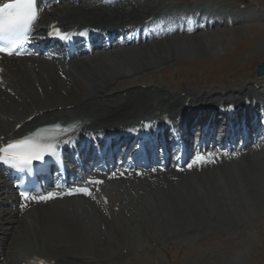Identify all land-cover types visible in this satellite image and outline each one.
Masks as SVG:
<instances>
[{"label":"bare ground","instance_id":"obj_1","mask_svg":"<svg viewBox=\"0 0 264 264\" xmlns=\"http://www.w3.org/2000/svg\"><path fill=\"white\" fill-rule=\"evenodd\" d=\"M261 5L260 10L249 6L250 15L235 21V34L246 28L245 23L264 27V15L259 14L264 12V4ZM164 7L158 0H78L45 10L39 24L57 20L70 29L85 26L119 29L130 24L141 25L152 15L155 19L146 25L148 32L139 44L100 51L93 58L82 57L63 64L28 57L7 60L5 80L0 87V141L2 136L17 137L57 120H79L84 127L76 137L79 138L87 134L88 129L100 130L110 124L151 115L167 113L176 121L179 116L178 121L195 117L203 120L213 111L211 107L215 108L222 101L238 103L249 96L264 101V75L258 77L259 81L226 82L210 87L211 90L200 85L193 89L186 83L176 89L173 80L181 73L179 63L188 59L198 60L202 65L205 60L218 57L220 53L214 35L219 33L217 28L226 30L228 27H214L207 38L203 32L186 35L177 30L175 33L164 32L155 41H149V34L161 18ZM240 8L230 7L234 10L227 12L237 16L242 12ZM261 26V32H264ZM131 38L129 36L127 40ZM257 39V42L256 38L250 39L244 46L252 45L250 56L264 57V38ZM172 65H177V71L169 78ZM158 69L166 78L160 79L156 75ZM152 75L153 80H149ZM163 83L166 89L161 87ZM18 124H21L20 128ZM254 152L258 150L243 155L241 163L234 156L216 152L195 159L183 170H156L146 176L137 175L134 180L120 179L112 187H104L110 197L106 206L86 197L62 201L50 197V203L36 205L25 212H20L18 205L10 210L0 207V214L1 211L7 213L0 217L3 235L7 236L3 223L15 222L2 254L7 260H1L0 264H24L38 256L55 264H149V258L152 264H165L158 250H164V243L180 237L183 232L189 236L193 231H198L197 234L207 232L208 235L196 237L197 243L201 244L211 237L217 239V234L211 236L213 231L221 234L220 231L230 226L228 221H233L232 212L236 208L247 213L244 220L262 217L264 203L260 196L264 186V159L258 154L253 157ZM232 161H237L238 178L230 174ZM217 173H222L227 187L220 185ZM7 186L2 181L0 193ZM8 198L0 203L16 204ZM247 199H254L259 216L249 215ZM212 202L214 205L210 204ZM213 213L217 214L216 218H212ZM203 237L205 241H202ZM229 240L227 237L224 242ZM5 241L0 239V245ZM215 248L211 253L204 252L203 260L191 256L177 263L247 264L251 257L250 253H244V257L239 255L229 260L232 250L225 246L219 251ZM251 249L254 251L255 246ZM165 252L171 262V253ZM180 253H184L183 249ZM174 261L171 263H176Z\"/></svg>","mask_w":264,"mask_h":264},{"label":"rangeland","instance_id":"obj_2","mask_svg":"<svg viewBox=\"0 0 264 264\" xmlns=\"http://www.w3.org/2000/svg\"><path fill=\"white\" fill-rule=\"evenodd\" d=\"M160 1L164 5H166V7H169V8L173 6H176L179 8H185L191 5L195 7L196 4H203V3L208 4V3H213V2H219L221 4L229 5V6L241 4V2H239L238 0H160ZM241 1L246 2V3L248 2L249 5H252L255 8L261 7V4H264V0H241ZM259 14L264 15V12L260 11ZM247 24L248 23L244 24L246 28L243 27L244 29L242 28H241L242 30L239 29L236 34L234 33L236 29H233L235 28L233 27L235 25L227 26L228 28H226V30H223V28H217L219 29L218 30L219 33L214 35V40L216 42L217 52L220 53L218 57L205 60L206 63L202 65H200L198 60H193V61H187L188 59L182 60L178 65L181 70L180 71L181 73L180 74L178 73L176 80H173L176 84V89L180 88V86H182V84H185V83L193 89H197L200 86H204L205 88H209L211 90L210 87L215 86V85H223V84H226V82H240V80H243L245 82H250V81L252 82L253 80L259 81L258 76L256 74V66L258 65V63H261L264 60V57H256L255 54L250 56L249 55L250 52L253 51L252 45L250 46L248 45L244 46V45L247 44V42H249L250 39L253 41L256 38L255 42H257L259 40L257 38H264V32H261V28L259 27L261 25L248 26ZM220 29L223 31H221ZM210 32L212 34L213 29L207 32H203L204 33L203 35L205 36V38H207V36L209 37ZM207 42L209 43V41ZM114 49L111 51H114ZM192 66H195V67L193 69H187V67L191 68ZM170 69H171V72L169 74V78H171L172 75H174L172 73L177 71V65H174V66L172 65ZM185 69H187L188 71ZM156 75H158L160 79H162V77H165L163 76L162 70H159V69L156 71ZM148 79L153 80V75L152 77H149ZM164 84L165 83H163L161 87L166 89ZM229 84L232 85L233 83H229ZM263 153H264V149H261L257 153L254 152L252 156L256 157V155L254 154H258V156L260 155V157H263L264 159V156H262L264 155ZM242 158L243 157L238 158L237 161L238 162L240 161L239 163H241ZM237 161H232L233 164L231 162L230 174L231 173L232 175L235 174V176L238 178L239 167L237 165ZM232 168L234 170H232ZM236 173L238 174L236 175ZM217 174H218V182L221 183L220 185L222 186L225 185L227 187V185L224 184L226 181L223 179L222 173H217ZM176 184L179 185V182H177ZM6 191L7 190L5 189L4 191L0 193V201H3L6 198V195H8L6 194ZM262 193L263 194H261L260 200L262 201V204H263L264 203V186H263ZM220 199L222 200V198H219L218 200ZM226 200L227 199H225L224 201ZM213 202L217 204L216 200H214ZM213 202L210 204L214 205ZM246 202L247 204H249V209L251 210V211L249 210V215H253L255 217L259 216L260 212L258 213L256 209V206H255L256 203L254 202V199H247ZM0 207L2 209H8V210L14 209L13 205H8V204L0 203ZM2 212L3 211H1L0 217L3 214H7L5 213L6 211L3 213ZM244 212L245 211H241L240 209L236 208L235 211L232 212V214L234 215L233 221H228L229 223L231 222L232 224L230 223V226L228 225V227L225 228L226 230L223 229L225 232L222 230L220 231L221 234H219V231L215 230L211 233V236H213V234H217L218 236L217 239H214L215 237H211V239H209L207 242L200 244V243H197L196 237L208 235L207 232L203 234H197L198 231H193L190 236L186 234L185 232H183L180 237L179 236L176 237L177 235H175L176 238L174 239L172 238L170 242L164 243V247H165L164 250L159 249L158 254L162 257V261L165 264H172L173 262H175L174 260H176V263L174 264H178L177 262H180V261L182 262L191 256H193V258L196 256V259L197 257L201 258V255L204 254V252L208 251L211 253L212 249L215 247H216L215 249L219 251L225 246V248L227 247L228 249L232 250L230 253L231 255H229L228 257L229 260L230 258L237 257L239 255L244 257L243 256L244 253H247V255L250 253L249 255L252 257L254 253V256L252 258L248 257L249 260L246 261L247 264H264V213L260 214V216L262 215L261 218L257 217L254 221H248V220H244V218L248 216L247 213L245 214ZM212 215H213L212 218L213 217L216 218L217 214L213 213ZM1 218H0V226H2ZM245 221L247 224L245 223ZM3 226L4 228L6 227L7 236L3 235L2 234L3 230L0 229V239L2 240V238H4V240H6L4 244L1 243L0 245V258H1L0 261L3 260L6 262L7 259L4 258L2 254L7 248L6 242L11 236L10 234L12 233L14 229L15 222H4ZM172 235L170 237H172ZM227 237L230 238V240L227 242H224ZM205 240L206 239H204L203 237L202 241H205ZM237 243L239 244L242 243L241 247L237 246L238 245ZM253 246H255L254 251L251 249ZM181 249H183V252H184L183 254L180 253ZM165 251H169L171 253V255L170 254L169 255L172 258V259L170 258V260L173 261V262L171 261L172 263L168 261L167 255H165L168 252H165ZM213 258H215L214 254H213ZM201 259L203 260V257ZM148 263L152 264L151 258L148 259Z\"/></svg>","mask_w":264,"mask_h":264},{"label":"snow or ice","instance_id":"obj_3","mask_svg":"<svg viewBox=\"0 0 264 264\" xmlns=\"http://www.w3.org/2000/svg\"><path fill=\"white\" fill-rule=\"evenodd\" d=\"M38 15L37 0H11V2L0 4V34L6 32L27 34L32 30ZM0 51H3V48H0ZM52 147L51 144L45 145L39 139L13 140L0 147V161L13 167L26 168L34 159H41L46 148ZM78 191L88 193L87 188H79ZM21 195L26 196L27 194L21 193ZM50 197L51 194L48 197L41 196L39 199Z\"/></svg>","mask_w":264,"mask_h":264},{"label":"water","instance_id":"obj_4","mask_svg":"<svg viewBox=\"0 0 264 264\" xmlns=\"http://www.w3.org/2000/svg\"><path fill=\"white\" fill-rule=\"evenodd\" d=\"M257 72H258V75L260 76L264 75V62L261 65H259Z\"/></svg>","mask_w":264,"mask_h":264}]
</instances>
